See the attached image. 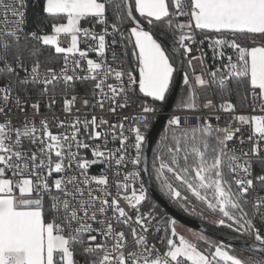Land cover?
I'll use <instances>...</instances> for the list:
<instances>
[{"label":"snow or ice","instance_id":"snow-or-ice-1","mask_svg":"<svg viewBox=\"0 0 264 264\" xmlns=\"http://www.w3.org/2000/svg\"><path fill=\"white\" fill-rule=\"evenodd\" d=\"M35 3L42 22L26 31L29 0H0V264H264V114H237L223 127L203 115L186 127L173 115L153 152L150 175L163 195L184 207L190 194L218 215L214 224L253 241L252 254L239 258L231 245L203 233L188 229L189 239L175 219L158 217L155 205L141 211L149 192L141 179L147 169L139 166L148 115L157 109L143 102L132 117L118 112L134 103L137 85L144 97L164 102L177 55L194 74L193 60L205 63L200 46L207 41L220 65L205 66L195 83L184 72L178 110L200 111L197 88L214 87L221 102L204 107L234 113L227 97L236 80L242 106L250 100L253 111L264 113V44L256 40L264 38V0ZM85 20L95 24L84 27ZM152 28L170 33L175 48H166ZM129 45L135 68L125 71L126 55L116 49ZM225 49L234 53L227 63ZM78 84L91 86L85 107L103 112L107 105L119 122L95 114L61 118L56 106L62 101V114L72 116ZM243 126L250 128L247 149ZM238 135L239 148L232 144ZM96 165H103L100 173L90 174ZM161 226L163 252L149 242Z\"/></svg>","mask_w":264,"mask_h":264},{"label":"built area","instance_id":"built-area-1","mask_svg":"<svg viewBox=\"0 0 264 264\" xmlns=\"http://www.w3.org/2000/svg\"><path fill=\"white\" fill-rule=\"evenodd\" d=\"M2 11H3V9H0V12H2ZM9 19H11V17H9ZM184 19H187V18H184ZM82 24L84 27H90L93 24H95V21L94 20H85L82 22ZM27 27H28V22H27V26H26V31H27ZM96 31H98V32L100 31V26L97 25ZM197 38L201 39V37H197ZM107 39L109 42L111 41V37H107ZM88 43H91V41H89ZM62 46H67V38L62 37ZM85 47H87V44L81 43V48H85ZM200 47L202 48V50L205 54V57H204L205 63H204V65H201L199 61L193 60L192 68L195 70L194 74L192 73V70L189 69L190 79H192L193 83H195V76L202 74V72L205 70V66H206L207 70L211 71V70H215L217 68V66L220 65V59L213 57L212 49L208 47L207 41H205L204 44L201 45ZM116 51L117 52H121V51L124 52V49L122 50L120 48H117ZM225 52H226V57L224 58V62L227 63V56L234 55V53L231 49H225ZM192 55L193 56L199 55V53L197 51H195V48L193 50ZM90 58L95 59L96 58L95 54L91 53ZM185 60L187 62V58H185ZM85 67H86V64H85ZM123 67H124L125 71H127L130 68V66L127 65V60L124 63ZM110 82H112V81H110ZM79 87L84 91L83 92L78 91V92L74 93L77 97V101H76L75 107L73 108L72 116H64V114H62V112H61L62 101L57 104L56 111H57V114L61 115V118H64L66 120H71L75 115H79L81 118H84L86 116L88 118H90L91 115L95 114L98 117L103 116L105 119H108L112 123H118L119 122L116 114L109 113L107 111V105L105 106V110L103 112H101L99 110V108H97V109H95V111H93V109L91 107H85L83 101L85 99H89L91 101V97H90L91 86L90 85H87V86L79 85ZM134 87L136 88V93H137V95L133 97L134 103L130 104V106L128 108H125L123 110L118 109V112L120 114V118H122L123 116H129V117L134 116L136 113H138L140 111V109L137 105H139L143 102H146L149 105H151L157 109L154 113H151L148 115V121L150 124L149 129H150L154 119L157 116L162 114V103L161 102H154L152 99L144 97L141 93H139L138 85L134 86ZM197 93H198V103L201 106L200 111L172 109L170 112L167 113L168 119L173 115H179L181 118L182 124L186 127H191L197 123V119H196L197 116L203 115V116H207L214 125L219 123V125L221 127H223L227 122L232 120V117L234 115H237V114H246V115L264 114V113H261L259 111V109H257L256 111H253L252 107H251V101L250 100L248 101L249 106L246 108H238L236 105L235 112L232 114L224 113L223 111L213 112L212 108H210V107L205 108L204 106L208 104L209 100H211L214 105L219 104V102L216 98V95H215L214 87L213 88H207V89L197 88ZM76 109H79V112H77ZM217 115L220 116V120L218 122L216 120ZM168 119H167V121H168ZM166 125H167V122H166ZM128 126L129 125H126V127H128ZM233 126H236L234 121H233ZM149 129L147 130L146 134L148 133ZM54 131H55V129H54ZM242 131L244 134L243 138L246 141V143L243 145V148L247 149L250 147V144L247 143V137L250 134V128L248 126H243ZM239 139H240V137L238 135L237 138L232 142V144L237 148L241 147L239 144ZM117 146H118V142L116 144H109L108 145V147H110V148L117 147ZM87 155L89 156V158H91L90 152H88ZM102 167H103V165L93 166L90 169V174H92V175L99 174ZM255 172H256V168H255ZM110 179L114 180L115 177L110 175ZM141 179L143 180V175L141 176ZM143 182H144V180H143ZM136 186L138 187L139 185L137 184ZM250 195H253V194H250ZM259 195H264V192L259 193ZM125 203H126L125 201L121 200L122 206L125 205ZM150 208L151 207L148 206V204L145 202L141 208V211H148ZM154 212H155V210H154ZM155 214L158 217H162V216L158 215L156 212H155ZM257 227H260L259 223H257ZM261 231L264 232V228H261ZM163 235H164L163 226H161V231L158 234L153 233L149 237V242L155 243L156 247L159 248L161 250V252H163L165 250L164 246L159 242V237L163 236Z\"/></svg>","mask_w":264,"mask_h":264},{"label":"water","instance_id":"water-1","mask_svg":"<svg viewBox=\"0 0 264 264\" xmlns=\"http://www.w3.org/2000/svg\"><path fill=\"white\" fill-rule=\"evenodd\" d=\"M145 27L149 28L146 22H145ZM150 30H152L156 34L158 39L164 42L166 48L168 49L175 48L174 40L170 34L167 35L164 34L163 31H161L159 28H152ZM124 53L126 55V60L128 65L131 68H135V64L132 63L133 58L131 55L130 45L126 49H124ZM184 62H185V58H182L179 55H177L175 59V67L177 68V71L174 73L173 84L170 86V91L167 94V98L164 102H162V114L154 119L151 128L146 134L148 136V139L145 141L143 147V156L140 164V169L142 170L147 169L146 171H142L145 186L148 189L149 195L152 197V199L165 211L166 215L170 219H175L176 221L190 227L191 229L203 232L204 234H207L214 239L223 241L225 244L231 245V247L253 251L252 250L253 241L249 239L247 236L242 235L240 233H235L219 225H213L208 222L201 221L192 216L184 214L181 211L174 208L158 193V191L155 189L151 181L149 174V158H150L151 150L166 126V122L168 119L167 113L173 109V104L177 97L182 81ZM137 74L138 71L136 70L134 72V75L137 76ZM255 251L259 252V249H255Z\"/></svg>","mask_w":264,"mask_h":264},{"label":"trees","instance_id":"trees-1","mask_svg":"<svg viewBox=\"0 0 264 264\" xmlns=\"http://www.w3.org/2000/svg\"><path fill=\"white\" fill-rule=\"evenodd\" d=\"M42 11H41V8L40 7H38V6H36V3H35V0H29V7H28V10H27V22H28V27H27V31H31V30H33L35 27H36V25L38 24V23H41L42 22ZM109 20H110V22H111V20H112V16L111 15H109ZM170 34V33H169ZM171 35V34H170ZM237 40H238V42H241L242 43V45H246V46H250L251 45V43L248 41V38H246V37H237ZM130 50L132 51V48H131V45H130ZM175 63V62H174ZM134 64V63H133ZM127 65H128V63H127ZM129 66V65H128ZM189 71V69H188V65H187V62H186V60H185V62H184V69H183V74H184V72L185 71ZM236 84H237V81L236 80H232L231 82H230V84H229V87H231L232 89H233V92H232V94L229 96V97H227L228 99H230L232 102H234L236 105H237V107L238 108H246V107H244V106H242V104H241V98H240V95H238L237 93H236V91H235V88H236ZM78 91H81V92H83L84 90H82L80 87H79V85H77V89H76V92H78ZM214 91H215V95H216V98H217V100H218V102L220 103L221 102V100L219 99V97H218V95H217V93H216V90H215V88H214ZM243 90H241V92H242ZM167 126V125H166ZM166 126H165V128H166ZM165 128H164V130L162 131V133H161V135H160V137H159V139L157 140V142L155 143V145L153 146V148H152V150H151V154H150V158H149V174L150 173H152V162H153V152H154V150L155 149H157V148H159L161 145H160V142H161V140H162V138L164 137V135H165ZM169 135H170V133H169ZM259 172H260V167L259 166H256V173L257 174H259ZM150 178H151V181H152V183H153V185H154V187H155V189L158 191V193L167 201V202H169L174 208H176L177 210H179V211H181L182 213H184V214H187L184 210H183V208L181 207V205H180V203H177V202H175V201H173V200H171V199H169L168 197H166L165 195H163V193L160 191V189H159V185H158V181L155 179V175H154V173L153 174H151L150 175ZM182 190V193H183V189H181ZM189 199L190 200H192L193 202H195V203H197V204H201L199 201H196L195 200V198L194 197H191L190 196V194H189ZM147 204H148V206H150V207H152V205H155V212L158 214V215H160V216H162V217H167V218H169L167 215H166V213H165V211L152 199V197L149 195V199H148V201L146 202ZM201 207H205L206 208V206L205 205H203V204H201ZM188 215V214H187ZM189 216H191V215H189ZM193 217V216H192ZM195 218V217H194ZM170 219V218H169ZM221 227H223V228H226V227H224V226H221ZM226 229H228V228H226ZM228 230H230V231H232L231 229H228ZM243 235V234H242ZM246 236V235H245ZM199 244H200V246L203 248V247H206L207 245L204 243V242H199ZM237 249H239V248H237ZM239 250H241V251H244V252H246L247 254H249V255H251L252 254V251H249V250H244V249H239Z\"/></svg>","mask_w":264,"mask_h":264},{"label":"rangeland","instance_id":"rangeland-1","mask_svg":"<svg viewBox=\"0 0 264 264\" xmlns=\"http://www.w3.org/2000/svg\"><path fill=\"white\" fill-rule=\"evenodd\" d=\"M256 40H257V43L264 44V38L257 37ZM250 46H254V45L251 44ZM184 95H186V87L183 85V76H182L180 89L178 91L177 97H176L175 102L173 104V109H179V100ZM147 98H150V97H147ZM150 99H152V98H150ZM182 203H184V202L181 201L180 205ZM182 208L188 215H191V216H193L196 219H199L201 221L208 222L210 224L216 225V224H214V221L216 219H218V215L213 213V212H211L210 210H208L207 207L206 208L205 207H201V204H197V203H195V202H193L192 200L189 199V201ZM185 208H187V210H185ZM188 229H191V228L177 221V231L182 233V234H184L189 239H192V237L189 235ZM192 230L196 231V232H200V231H197V230H194V229H192ZM200 233H203V232H200ZM204 235L210 240L220 242L219 240L214 239V238L210 237L207 234H204ZM201 242H203V241H201ZM231 248H232L233 253L235 255H237L239 258H245V257L250 256L246 252L241 251V250L237 249L236 247H231Z\"/></svg>","mask_w":264,"mask_h":264},{"label":"crops","instance_id":"crops-1","mask_svg":"<svg viewBox=\"0 0 264 264\" xmlns=\"http://www.w3.org/2000/svg\"><path fill=\"white\" fill-rule=\"evenodd\" d=\"M138 71V70H137ZM137 77H138V74H137Z\"/></svg>","mask_w":264,"mask_h":264}]
</instances>
